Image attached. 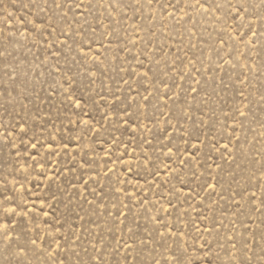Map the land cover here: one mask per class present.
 <instances>
[{"label":"rangeland","instance_id":"rangeland-1","mask_svg":"<svg viewBox=\"0 0 264 264\" xmlns=\"http://www.w3.org/2000/svg\"><path fill=\"white\" fill-rule=\"evenodd\" d=\"M0 264H264V0H0Z\"/></svg>","mask_w":264,"mask_h":264}]
</instances>
